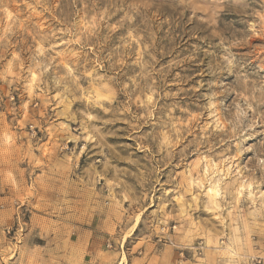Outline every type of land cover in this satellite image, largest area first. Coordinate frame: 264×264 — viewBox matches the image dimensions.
<instances>
[{
  "label": "rangeland",
  "instance_id": "rangeland-1",
  "mask_svg": "<svg viewBox=\"0 0 264 264\" xmlns=\"http://www.w3.org/2000/svg\"><path fill=\"white\" fill-rule=\"evenodd\" d=\"M0 264H264V0H0Z\"/></svg>",
  "mask_w": 264,
  "mask_h": 264
},
{
  "label": "bare ground",
  "instance_id": "bare-ground-1",
  "mask_svg": "<svg viewBox=\"0 0 264 264\" xmlns=\"http://www.w3.org/2000/svg\"><path fill=\"white\" fill-rule=\"evenodd\" d=\"M214 183V182H213ZM217 183V182H216ZM214 183L210 186L209 192H211V194L217 195L218 194V185ZM216 197V196H215ZM125 260V258H124Z\"/></svg>",
  "mask_w": 264,
  "mask_h": 264
}]
</instances>
